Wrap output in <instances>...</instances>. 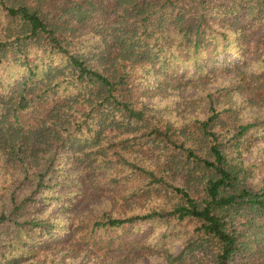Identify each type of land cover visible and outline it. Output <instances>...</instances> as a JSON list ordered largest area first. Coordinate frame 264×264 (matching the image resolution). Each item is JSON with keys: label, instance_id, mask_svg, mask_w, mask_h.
Here are the masks:
<instances>
[{"label": "trees", "instance_id": "1", "mask_svg": "<svg viewBox=\"0 0 264 264\" xmlns=\"http://www.w3.org/2000/svg\"><path fill=\"white\" fill-rule=\"evenodd\" d=\"M2 63L0 264H264V0H0Z\"/></svg>", "mask_w": 264, "mask_h": 264}, {"label": "rangeland", "instance_id": "2", "mask_svg": "<svg viewBox=\"0 0 264 264\" xmlns=\"http://www.w3.org/2000/svg\"><path fill=\"white\" fill-rule=\"evenodd\" d=\"M238 59H240V57H238V55L235 52H230V53H226L224 56L219 57V62L217 64H222L224 62H235ZM229 60V61H228ZM260 65L253 63L252 67H251V71L255 70L258 71L260 69ZM22 70L16 66L13 63H2L0 65V85L2 86V88H6V86L9 83H12L14 81V79L16 77H18L21 74ZM232 79L231 77L225 75L223 76L221 79H219L218 82L213 83V84H205V86L201 83V82H197V81H193L190 85L188 86H184V85H173L172 86V92H170V97L166 98L163 100V104L164 105H169L171 103V106H175L177 108V101L180 99L179 103H180V107L181 109L187 111V112H194V113H200L201 115L205 112V109L207 107L206 101L204 99V97L206 96V92L207 89L210 86H224L227 84H231ZM204 88V90H203ZM158 99V98H157ZM221 99L223 100V98L221 97ZM160 100V99H159ZM224 101V100H223ZM263 104V103H261ZM264 110V108H262ZM197 110V111H196ZM200 110V111H199ZM246 118H253V116L255 114H251L249 113V109H246ZM252 110H255V108H253ZM263 110L260 112L261 115L263 116ZM24 119H29L28 116H25ZM264 145V143H263ZM259 149H255L254 152L251 151L249 153L248 158L251 160L252 163H255L257 168L256 170H258L259 174L264 175V148L263 146L258 147ZM3 158L0 156V183L3 184V186L9 182L13 183L14 181V176H18L17 174V170L14 171L13 168L9 169V168H2L3 165ZM19 177V176H18ZM19 183H13L11 189L12 192L14 190L15 194L17 196H22L23 194H25V192H23L22 188L18 187ZM74 194V193H73ZM68 197L66 195L63 194L60 204L61 206L64 204V200H67L68 202L69 199H67ZM55 211H60L58 206H54L53 208ZM92 209H94V204L90 207H86L84 209L78 210V213L80 215L82 214H87L89 213ZM77 212V211H76ZM49 214V212L47 213V215ZM93 215V214H91ZM69 216H72L71 214L66 216V215H59V218L57 220V223L60 225H66L68 222L67 218H69ZM175 248H178L180 246V243L177 241L174 244ZM160 256H161V252H159ZM146 257H149V260H152V258L155 257V255L153 254H145Z\"/></svg>", "mask_w": 264, "mask_h": 264}]
</instances>
